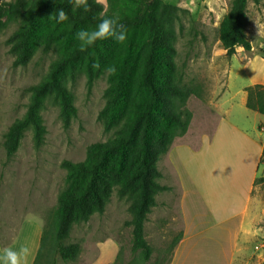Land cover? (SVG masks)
Here are the masks:
<instances>
[{"label":"trees","instance_id":"1","mask_svg":"<svg viewBox=\"0 0 264 264\" xmlns=\"http://www.w3.org/2000/svg\"><path fill=\"white\" fill-rule=\"evenodd\" d=\"M249 1L232 0L220 21L219 41L229 57L239 47L252 50L246 33ZM252 1L260 5L263 0ZM59 8L66 11L68 21L56 22L52 14ZM179 11L164 0H107V8L98 0H89L87 12L74 11L68 0L0 3V32L5 17L18 24L7 40L14 67H26L39 50L47 54L55 49L58 54L44 78L29 88L25 114L8 127L3 142L8 160L28 131L34 147H42L47 133L42 111L47 102L59 107L64 128L70 126L77 115L70 82L84 74L91 89L107 67L117 69L109 75L106 103L99 113L104 131H113L114 137L91 144L83 162L62 163L68 185L59 197L54 248L63 262H74L80 253V244H66L74 225L103 214L115 189L119 199L130 200L132 217L126 225L132 228L133 254L143 252L145 262L152 258L145 223L157 205V195L170 190L160 183L159 161L173 141L188 131L192 118L189 99L202 97L200 86L186 83L177 63ZM105 17H115L126 27V40L98 41L81 51L76 33L95 27ZM246 93L247 108L264 116V85L249 86ZM46 240L43 232L37 258Z\"/></svg>","mask_w":264,"mask_h":264},{"label":"rangeland","instance_id":"2","mask_svg":"<svg viewBox=\"0 0 264 264\" xmlns=\"http://www.w3.org/2000/svg\"><path fill=\"white\" fill-rule=\"evenodd\" d=\"M98 1L107 8V0ZM164 1L180 8L175 23V47L177 63L185 73L186 83L199 85L203 96L208 98L222 93V109L225 111L246 110L238 93L247 82L240 69L252 57V50L245 52L239 47L237 54L229 57L219 41V24L232 0ZM3 21L5 27L0 32V234L3 235L4 231L5 236L11 237L22 224L43 226L47 240L36 264H88L92 260L106 264L117 255L118 262L122 260L123 263L167 264L182 237V221L176 200L175 197L169 200V193L159 197L161 205L152 210L145 223V237L153 249L150 261L145 262L143 252H132V228L126 225L132 217L130 200L119 199L117 189L103 214L96 213L89 222L72 228L66 244H80L77 259L66 263L55 253L59 197L68 185L67 171L62 163L65 160L83 162L91 144L114 137L113 131H104L99 120V113L106 103L109 74L99 77L91 89L84 74L70 82L68 87L74 95L77 109L70 126L64 128L59 107L47 102L42 111L47 130L42 147H34L32 132L28 131L16 154L8 160L3 146L8 127L25 114L30 99L29 88L44 78L58 54L55 49L47 54L39 50L26 67H14V56L7 40L18 24L6 17ZM252 43L257 45V40L253 39ZM259 52L264 57V52ZM224 65L231 66L228 74L220 69ZM225 82L229 85L226 92ZM231 96L233 100H230ZM258 116L264 121L263 115ZM255 193L264 200V178L256 182ZM109 239H114L116 244Z\"/></svg>","mask_w":264,"mask_h":264},{"label":"crops","instance_id":"3","mask_svg":"<svg viewBox=\"0 0 264 264\" xmlns=\"http://www.w3.org/2000/svg\"><path fill=\"white\" fill-rule=\"evenodd\" d=\"M246 33L252 57L240 69L247 82L238 92L245 106L246 88L264 85V57L259 52H264V0L260 5L248 2ZM230 67L220 69L228 74ZM224 90H229L226 82ZM221 97L222 93H215L189 99L188 131L173 141L159 161L160 183L170 190L157 195L154 208L161 205L159 197L169 193V200L175 197L182 221V237L167 264L264 262V200L255 193L256 182L264 178V121L247 106L240 113L225 111ZM43 230L40 225L22 224L11 237L3 231L0 253L7 247L27 245L31 249L28 264H35ZM109 241L116 244L114 239ZM106 264L136 263L118 262L117 255Z\"/></svg>","mask_w":264,"mask_h":264},{"label":"clouds","instance_id":"4","mask_svg":"<svg viewBox=\"0 0 264 264\" xmlns=\"http://www.w3.org/2000/svg\"><path fill=\"white\" fill-rule=\"evenodd\" d=\"M3 0H0L2 3ZM68 3L75 11L82 9L87 12L89 10V0H68ZM57 23H62L69 20V16L62 8L56 9L52 14ZM76 38L79 41L81 51L96 45L98 41H106L112 39L116 42L123 43L126 40V27L118 23L115 17H105L95 27L91 29H81L76 33ZM106 73L113 75L117 69L115 66H109L105 69ZM31 249L27 245H22L18 249L7 247L0 253V264H28Z\"/></svg>","mask_w":264,"mask_h":264}]
</instances>
